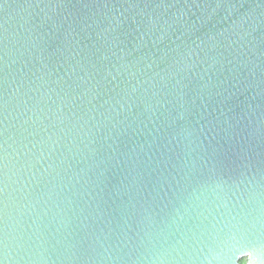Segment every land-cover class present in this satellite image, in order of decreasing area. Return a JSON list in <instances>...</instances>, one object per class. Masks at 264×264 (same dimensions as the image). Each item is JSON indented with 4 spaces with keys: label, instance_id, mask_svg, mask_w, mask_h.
I'll list each match as a JSON object with an SVG mask.
<instances>
[{
    "label": "water",
    "instance_id": "1",
    "mask_svg": "<svg viewBox=\"0 0 264 264\" xmlns=\"http://www.w3.org/2000/svg\"><path fill=\"white\" fill-rule=\"evenodd\" d=\"M264 264V0H0V264Z\"/></svg>",
    "mask_w": 264,
    "mask_h": 264
},
{
    "label": "trees",
    "instance_id": "2",
    "mask_svg": "<svg viewBox=\"0 0 264 264\" xmlns=\"http://www.w3.org/2000/svg\"><path fill=\"white\" fill-rule=\"evenodd\" d=\"M239 264H246V259L245 258L240 259Z\"/></svg>",
    "mask_w": 264,
    "mask_h": 264
}]
</instances>
